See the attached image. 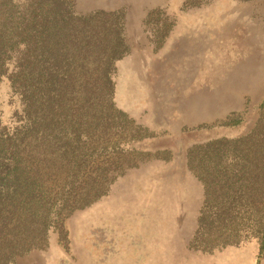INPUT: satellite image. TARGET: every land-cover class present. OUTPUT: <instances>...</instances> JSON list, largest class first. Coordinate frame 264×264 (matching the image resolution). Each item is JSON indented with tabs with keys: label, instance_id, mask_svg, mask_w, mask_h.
<instances>
[{
	"label": "trees",
	"instance_id": "obj_1",
	"mask_svg": "<svg viewBox=\"0 0 264 264\" xmlns=\"http://www.w3.org/2000/svg\"><path fill=\"white\" fill-rule=\"evenodd\" d=\"M170 28L163 19L153 34ZM128 52L123 8L81 12L75 0H0V84L7 81L17 101L9 121L0 114V264L45 247L70 213L153 156L133 144L152 133L115 102L116 62ZM185 165L203 187L195 240L214 248L255 238L260 264L264 96L247 132L191 145Z\"/></svg>",
	"mask_w": 264,
	"mask_h": 264
},
{
	"label": "rangeland",
	"instance_id": "obj_2",
	"mask_svg": "<svg viewBox=\"0 0 264 264\" xmlns=\"http://www.w3.org/2000/svg\"><path fill=\"white\" fill-rule=\"evenodd\" d=\"M75 7L124 9L129 52L116 62L115 102L152 133L133 144L153 156L126 168L16 264H257L255 238L214 248L195 240L203 187L185 151L253 125L264 96V0H75ZM163 19L171 28L155 36ZM16 106L3 81L4 122ZM233 115L238 124H221Z\"/></svg>",
	"mask_w": 264,
	"mask_h": 264
}]
</instances>
